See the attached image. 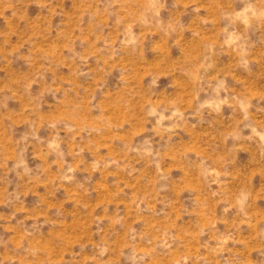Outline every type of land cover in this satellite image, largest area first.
Listing matches in <instances>:
<instances>
[{
	"label": "rangeland",
	"instance_id": "1",
	"mask_svg": "<svg viewBox=\"0 0 264 264\" xmlns=\"http://www.w3.org/2000/svg\"><path fill=\"white\" fill-rule=\"evenodd\" d=\"M0 264H264V0H0Z\"/></svg>",
	"mask_w": 264,
	"mask_h": 264
}]
</instances>
